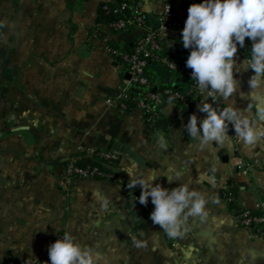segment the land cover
Listing matches in <instances>:
<instances>
[{"label": "crops", "instance_id": "crops-1", "mask_svg": "<svg viewBox=\"0 0 264 264\" xmlns=\"http://www.w3.org/2000/svg\"><path fill=\"white\" fill-rule=\"evenodd\" d=\"M116 1L0 0V261L47 264L49 245L70 232L92 248L98 264H264V239L236 223L227 199L231 193L235 208L252 210L264 201V138L245 145L230 128L224 144L199 147L183 125L192 113L203 116L200 94L188 107L166 101L157 118L168 122L164 130L115 102L128 75L108 48L125 51L146 33L138 27L115 33L99 24L101 4ZM135 1L155 25L160 1ZM196 2L172 0L176 19L184 24ZM162 34L164 55L185 64L189 52L177 33ZM245 45L247 53V38ZM244 53L238 52V62ZM149 73L157 86L181 85L161 64L152 63ZM251 74H238L237 93L217 105L235 104L256 120ZM256 124L264 127V121ZM117 144L131 147L144 164L116 152L108 177L64 181L70 157L88 148L115 152ZM238 158L251 165L247 175L237 168ZM132 163L166 188L184 183L204 194L207 216H189L183 235L169 237L153 225L152 210L138 203L141 189H127L124 169ZM177 171L179 181L169 183L165 175L177 179ZM231 183L236 194L229 192Z\"/></svg>", "mask_w": 264, "mask_h": 264}, {"label": "clouds", "instance_id": "clouds-1", "mask_svg": "<svg viewBox=\"0 0 264 264\" xmlns=\"http://www.w3.org/2000/svg\"><path fill=\"white\" fill-rule=\"evenodd\" d=\"M246 38L250 47L245 58L238 62V51L246 47ZM173 43L169 41L168 46L173 47ZM180 43L189 52L185 66L191 69L193 87L202 97L197 109L203 114L202 117L190 114L183 129L201 148L213 142L224 144L230 139V128L245 145L264 138V127L256 124L264 121V0H200L190 4ZM249 70L252 74L247 81L248 97L255 102L256 120L235 104L223 108L217 105L218 98L227 101L237 93L240 85L237 75ZM124 173L129 177L127 189L134 190L137 186L141 189L138 203L153 205L149 218L169 237L183 235L189 216L201 219L207 216L208 201L189 184L166 188L155 183L159 176L154 173L140 175L135 163L126 167ZM174 175L177 179L165 175L169 183L179 181L181 173L177 171ZM133 243L140 246L135 239ZM23 264H28L27 258ZM47 264H98V257L90 246L65 232L49 245Z\"/></svg>", "mask_w": 264, "mask_h": 264}, {"label": "built area", "instance_id": "built-area-1", "mask_svg": "<svg viewBox=\"0 0 264 264\" xmlns=\"http://www.w3.org/2000/svg\"><path fill=\"white\" fill-rule=\"evenodd\" d=\"M157 1H160L162 7L155 25L149 23L147 17L136 9V5H128L127 3L116 6L117 19L105 25L115 33H125L137 27L146 29V33L136 41L131 53L111 47L108 48V52L126 67V74L128 75V78L117 87L114 101L119 102L125 109H129L128 102L131 101L134 104V109L141 111L152 123L157 120L160 108L166 101H173L182 107H188L199 94L195 91L194 81L190 78L191 69H188L183 63L170 59L163 53V34H161L163 27L164 31H173L180 38L184 24L176 19L172 0ZM104 9L109 10L108 5L104 6ZM124 10H129L131 16L124 15ZM238 52L244 53L241 49ZM245 55L247 53H244ZM150 63L161 64L174 74L182 73L188 76L189 88H183L181 91H174L170 87L157 88L146 74V69ZM132 92L136 93L130 98ZM118 160L119 155L116 152L88 148L67 160L62 176L67 184L75 179L108 177V165H113ZM97 161L105 163L104 169H98L95 166L94 163ZM78 162H82L83 166H80ZM236 166L244 175L248 174L251 167L248 162L239 158ZM227 199L229 202H234L231 193H228ZM145 207L149 210L153 209L150 202ZM232 214L240 227L250 230L259 239H264V201L259 203L256 210L237 207L232 210ZM0 264H8V260L0 261Z\"/></svg>", "mask_w": 264, "mask_h": 264}, {"label": "trees", "instance_id": "trees-1", "mask_svg": "<svg viewBox=\"0 0 264 264\" xmlns=\"http://www.w3.org/2000/svg\"><path fill=\"white\" fill-rule=\"evenodd\" d=\"M121 3H127L128 5H135L136 4V1L135 0H118L116 1V3H108V4H105V3H102L101 6H100V10H99V18H98V21H99V24L100 25H107L113 21H115L117 19V16H118V13L115 12V10L117 9L116 6H118L119 4ZM108 5L109 7V10H105L104 9V6ZM124 15L126 16H131V12L129 10H124L123 11ZM134 46H131V47H128L125 52H128V53H131L134 49ZM113 49H117L118 47H115V46H111ZM151 63L148 65V68L146 69V74L148 76L149 79L152 80L151 76H150V73H149V67H150ZM177 76V79H178V82L181 84V85H177V86H172L170 88H172L174 91H181L183 88H184V84L187 83L189 81V77L182 74V73H177L176 74ZM153 81V80H152ZM157 88L159 89H162L164 88L163 86H157ZM136 92H132L130 94V98L133 97L135 95ZM129 104V110L133 109L134 108V104L129 101L128 102ZM78 164L80 166H83V163L82 162H78ZM96 167H98V169H104V166H105V163H103L102 161H97L94 163ZM231 188L229 190V192H232L234 194L237 193L238 191V187L235 186L234 183H231L230 184ZM232 208L235 209V203L233 202L232 204ZM255 214H258V213H255Z\"/></svg>", "mask_w": 264, "mask_h": 264}, {"label": "water", "instance_id": "water-1", "mask_svg": "<svg viewBox=\"0 0 264 264\" xmlns=\"http://www.w3.org/2000/svg\"><path fill=\"white\" fill-rule=\"evenodd\" d=\"M167 125L168 122L164 119H159L155 122V127L160 130L166 129ZM114 151L120 154L128 155L129 157L138 161V163L144 164V161L139 157L138 154L135 153V151L131 147L117 144L114 147Z\"/></svg>", "mask_w": 264, "mask_h": 264}]
</instances>
